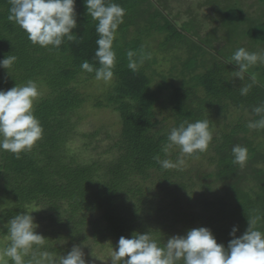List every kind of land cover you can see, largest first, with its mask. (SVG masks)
<instances>
[{
  "label": "trees",
  "instance_id": "1",
  "mask_svg": "<svg viewBox=\"0 0 264 264\" xmlns=\"http://www.w3.org/2000/svg\"><path fill=\"white\" fill-rule=\"evenodd\" d=\"M162 1L107 0L119 4L126 14L113 45L114 78L105 83L81 69L84 61L100 67L95 57L96 22L87 15L85 0H75L77 38H65L59 49L33 45L25 31L9 21V0H0V60L10 54L17 57L11 69L0 68V90L36 82L40 96L34 115L43 128L42 139L19 159L0 150V236L6 237L11 218L28 212L39 225L37 232L46 238L41 250L54 260L68 252L62 243L67 247L106 243L115 250L121 236L149 232L163 247L171 236L199 227L210 229L227 248L233 226L238 228V238L248 227L247 217H264V129L248 128L250 121L260 118L253 109L264 106V81L254 79L257 71L264 77V68L252 65L243 80L237 79L231 57L243 47L241 42H233L228 55L218 51L217 59L177 30ZM219 12L222 30L244 33L253 45L264 46V20L245 31L236 29L246 21L239 8L219 7ZM204 19L199 22L202 27ZM186 23L187 33L201 39L202 28L192 31L194 23ZM217 30V26L211 28L204 37H216ZM153 33L164 39L156 50L148 40ZM172 42L177 51H184L183 57H175L183 72L173 73L175 66L172 74L169 67L152 71V66L165 64L163 53L174 47ZM128 51L137 54L135 71L128 67ZM205 53L207 64L199 62ZM141 54L149 57L142 63ZM157 54L163 58L160 64ZM153 73L160 80L155 85ZM245 86L249 92L241 95ZM87 107L111 108L118 113L120 129L105 158L80 162L66 146ZM206 107L218 113L210 112L214 117L207 118ZM231 109L229 114L237 110L248 116L214 134V119ZM197 120L209 121L212 140L207 150L184 154L183 164L163 169L155 157L173 163L179 159L178 148L167 154L162 151L170 130ZM236 145L247 148L242 166L233 163ZM191 160L195 163L188 164ZM257 228L264 232V219Z\"/></svg>",
  "mask_w": 264,
  "mask_h": 264
},
{
  "label": "clouds",
  "instance_id": "2",
  "mask_svg": "<svg viewBox=\"0 0 264 264\" xmlns=\"http://www.w3.org/2000/svg\"><path fill=\"white\" fill-rule=\"evenodd\" d=\"M9 3V21L25 31L33 45L59 49L65 38L69 41L77 38L73 33L77 27L75 0H9ZM85 5L87 15L96 22L98 47L95 57L100 67L94 68L84 61L81 69L95 73L97 81L107 83L114 78L116 52L113 45L126 12L119 4L107 0H85ZM205 43L202 47H206ZM136 55L133 51L127 52L128 67L133 71L138 67L134 59ZM145 58L149 57L141 54L139 62L142 63ZM16 59L14 55H7L0 60V68L11 69ZM231 61L237 68L235 77L243 80L250 66L264 62V55L241 47L233 53ZM240 92L247 95L249 86L242 87ZM39 96V87L32 80L23 86L0 90V150L14 154L17 159L42 139L43 128L34 115V105ZM253 112L260 118L250 121L248 128L264 129V106L255 107ZM211 140L208 120L184 121L170 130L162 151L167 154L171 149L178 148L181 154L190 155L206 151ZM232 155L233 163L242 166L247 159V148L236 145L232 148ZM155 159L163 169L183 164L182 159L176 163L169 159L161 160L159 156ZM261 219L264 217H247L248 227L238 238V228L233 226L230 232L233 238L227 248L219 244L206 227L190 229L185 235L171 236L163 247L149 232L133 233L131 238L121 236L113 250L111 264H264V232L257 228ZM38 227L32 213L22 212L11 218L6 225L5 239L8 243L0 249V261L3 264H9V261L11 264H87L78 245L54 260L51 253L41 250L46 238L37 232Z\"/></svg>",
  "mask_w": 264,
  "mask_h": 264
},
{
  "label": "rangeland",
  "instance_id": "3",
  "mask_svg": "<svg viewBox=\"0 0 264 264\" xmlns=\"http://www.w3.org/2000/svg\"><path fill=\"white\" fill-rule=\"evenodd\" d=\"M165 5L163 6L164 12L166 14H170V18L174 21L173 25L177 28V30L184 35L187 40L189 41H196L201 46L204 42L209 41L205 43V46L203 47L206 51H209V53H212L216 58L218 59L215 51L224 52L225 54H229L228 50L230 46L233 44V42H241L243 47L246 49H250V52L259 53L261 55H264V46L256 44L253 45L250 40L246 37L244 33H240V35H231L227 33V31L222 30L220 26L218 25L217 32L219 35L216 37H204L200 36L201 39H198L197 36H192V34H188L190 28L186 24H183L185 22H193L195 27L192 28V31H195L196 29L202 28V31H208L211 28L216 26L217 20L219 18L214 17L212 15L213 13L217 15V9L219 11L220 8H227L230 6H233L234 8H239L240 11L242 9L243 14L246 13V21L240 22V25L236 27V29L239 27L240 30H248L249 28L255 27L259 25L260 22L264 20V2L260 3L259 0H163ZM162 1V2H163ZM161 4V3H160ZM166 6V7H165ZM217 8V9H216ZM213 11V13L211 12ZM220 16V12L219 15ZM201 17H205L204 19V26L199 25V22L201 21ZM214 17V18H212ZM227 17V16H226ZM218 24V22H217ZM199 25V26H198ZM198 26V27H197ZM197 27V28H196ZM259 28V27H258ZM254 29V28H253ZM253 29L250 30V32H253ZM221 31V32H220ZM223 31V32H222ZM188 32V33H187ZM204 32H201L200 34L203 35ZM225 34H229L230 37ZM211 39L213 42L216 43H210ZM151 45V48L156 50L157 45L159 41H164L162 39L161 34L153 33L150 39H148ZM172 45L174 47H171L166 50L165 53H163L165 64L162 66H152L151 70L158 69L157 72H163L166 71L169 67V70L172 74L174 66L176 69L173 71L176 72L178 75H180V71L183 72L182 64L181 67L177 64V59L175 57L181 56L184 53L183 50L177 51V48L175 45L176 43L172 42ZM226 44H229L228 48L224 50V47ZM249 45V46H248ZM192 54V52H190ZM170 54V55H169ZM188 54V50H187ZM167 57V58H166ZM172 58V59H171ZM162 57L157 54V61L160 64L162 62ZM203 61L204 64H207L208 60V54L205 53L202 57V59L199 60ZM214 60H216L214 58ZM201 61V62H202ZM257 65L264 68V62H257ZM152 70V71H153ZM260 70V69H259ZM156 71V70H155ZM156 72V73H157ZM155 73V74H156ZM152 74L151 78L153 81V85H155L157 82H159V78ZM257 75V77H256ZM254 79H259L260 82L264 81V77H262L261 71H257L254 74ZM261 77V79H260ZM169 81H176L177 78H171L168 79ZM102 83V82H101ZM161 106H163L162 99L160 100ZM87 105V104H86ZM167 106L165 105L163 108L165 109ZM206 115L209 117H214L210 114H217L215 108L209 109L207 108ZM227 110L226 112H221V115H218L216 117V121L214 119V125H213V133L216 134L220 132V130L224 129L225 126L236 124L237 121H240V119L246 118L245 116L248 114L246 112H239V111H232ZM82 112L83 116L81 119H77V128L75 129V132L73 134V137L69 140L67 143L66 148L72 152L71 155L75 156L78 161H91L93 159H103L107 156V150L110 148L111 144L116 140V133L120 129V122H119V116L117 112H114L111 108H99V109H92L91 107H87ZM224 114V115H222ZM98 133L95 138H91L93 134ZM87 135V136H85ZM90 135V136H89ZM88 145L85 148V145ZM184 154L177 155V158L182 159ZM187 162V161H186ZM197 162V161H196ZM195 163L194 160H191L188 162V164ZM46 222H43L45 224ZM66 242V240H65ZM8 241L5 239V237L0 236V249H2ZM61 245L66 246L64 249L68 252L72 249L74 245L70 244V247H67L65 243H62ZM82 251L84 252L85 260L88 261L87 264H111V257L113 255V249L108 246V244H102V245H95L94 243L87 242L84 244L83 247H81ZM67 252V253H68Z\"/></svg>",
  "mask_w": 264,
  "mask_h": 264
},
{
  "label": "flooded vegetation",
  "instance_id": "4",
  "mask_svg": "<svg viewBox=\"0 0 264 264\" xmlns=\"http://www.w3.org/2000/svg\"><path fill=\"white\" fill-rule=\"evenodd\" d=\"M217 9V8H216ZM212 13H213V11H211ZM241 12L243 13V11H242V9H241ZM244 14L246 15V13L244 12ZM212 15H214V17H217V18H219V20H220V16H218L219 15V11H218V9H217V15H215L214 13L212 14ZM169 17H171V16H169ZM214 17H212V18H214ZM219 20H217V22H218V24H217V22L215 23L216 24V26L218 27V25H219ZM209 31V30H208ZM208 31H203L204 33H203V36H204V34L206 35L207 33H208ZM221 32V31H220ZM206 37H211V36H206ZM206 42H209V41H206ZM210 43H214L213 42V40L211 39V42ZM216 43V42H215ZM225 50V49H224Z\"/></svg>",
  "mask_w": 264,
  "mask_h": 264
}]
</instances>
